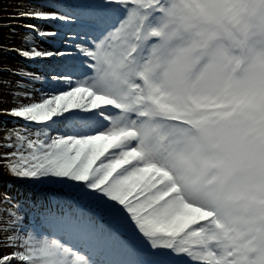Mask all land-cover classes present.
<instances>
[{
	"label": "snow or ice",
	"instance_id": "obj_1",
	"mask_svg": "<svg viewBox=\"0 0 264 264\" xmlns=\"http://www.w3.org/2000/svg\"><path fill=\"white\" fill-rule=\"evenodd\" d=\"M3 11L0 264H264V0Z\"/></svg>",
	"mask_w": 264,
	"mask_h": 264
},
{
	"label": "rangeland",
	"instance_id": "obj_2",
	"mask_svg": "<svg viewBox=\"0 0 264 264\" xmlns=\"http://www.w3.org/2000/svg\"><path fill=\"white\" fill-rule=\"evenodd\" d=\"M16 0H0V16H5L7 15V13L5 11H3V9H11L12 6H14ZM18 32H22V29H17ZM8 34V30L7 29H3L2 31H0V43H4V39L3 37L7 36ZM15 44L19 45L20 44V38L19 36L15 39L14 41ZM10 62L13 65H16L19 61L20 58L19 57H10L9 58ZM0 135H2V133H0ZM8 179L7 177H5L4 182L2 184H0V193H9L12 196L16 195L15 189H12L11 191L8 188ZM15 185V184H14ZM16 187H18L16 185Z\"/></svg>",
	"mask_w": 264,
	"mask_h": 264
}]
</instances>
